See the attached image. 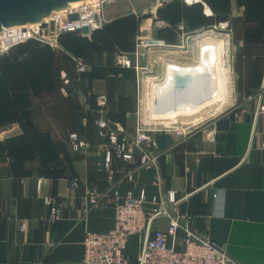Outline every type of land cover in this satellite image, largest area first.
I'll return each instance as SVG.
<instances>
[{
	"label": "crops",
	"instance_id": "crops-1",
	"mask_svg": "<svg viewBox=\"0 0 264 264\" xmlns=\"http://www.w3.org/2000/svg\"><path fill=\"white\" fill-rule=\"evenodd\" d=\"M188 4L192 3L188 0ZM231 8L232 19L244 15V8L238 7L235 0ZM204 10L207 15L213 14L206 3ZM104 13L106 22L136 14L128 9L122 14ZM178 29L181 30L180 24ZM242 51L243 48L239 53ZM103 56L109 58L112 54ZM242 57L248 63L246 82L242 88L236 86L232 108L221 113L226 116L236 113L229 130L218 131L215 123H208L197 132L186 133L187 129L182 128V134H177L179 127L174 128L177 130L171 133L173 143L168 148L159 150L157 144L152 148L157 156L154 166L140 165L139 157L134 164L116 159L114 182L108 180L105 171V147L96 121L86 118L87 95L100 90L103 84L98 75L102 72L90 67L85 76L78 72L68 87L57 86L53 91L33 95V120L41 130L50 132L56 142L65 143L77 176H41L37 160L26 163L25 171L31 174L23 175L12 170L9 159L0 161V264H62L82 260L87 234L107 233L115 227L114 205L85 206L87 193L111 187L121 197L131 194L138 198L145 191L148 211L157 207L155 199L166 198L169 192L176 191L177 213L186 217L193 229L207 234L243 264H264V56ZM254 60L262 61L257 86L251 75ZM100 91L110 96L108 119L135 136L141 123L136 87H121L110 80ZM62 94L73 96L70 116L75 117L76 124L66 125L55 117L61 119L56 111L61 110L58 99ZM50 110L55 112L51 114ZM143 110L146 121V104ZM13 126L19 128L18 133L22 131L18 124ZM61 158L64 159L63 154ZM157 175L161 176L160 183L155 180ZM75 179L78 187L72 186ZM46 197H53L58 206L62 205L60 217H51ZM168 225V218L159 217L152 228L166 229ZM180 237L183 238L182 232ZM127 249L129 254L138 256L140 238L132 236Z\"/></svg>",
	"mask_w": 264,
	"mask_h": 264
},
{
	"label": "built area",
	"instance_id": "built-area-1",
	"mask_svg": "<svg viewBox=\"0 0 264 264\" xmlns=\"http://www.w3.org/2000/svg\"><path fill=\"white\" fill-rule=\"evenodd\" d=\"M170 1L172 0H160V5ZM184 1L188 3V0ZM104 5V0L87 1L76 7L69 5L64 10L53 11L39 23L4 27L0 32V59L30 39L61 49L58 38L62 33L79 32L91 37L95 30L105 25ZM72 14H78L79 19L69 21L68 17ZM43 22L47 23V27L42 28ZM51 23H54L53 31ZM84 26L90 29L87 35L82 33ZM180 29L184 27L180 26ZM75 60L78 62V72H85L83 59ZM116 60L123 68H137L128 53L117 54ZM102 95L99 104L105 107L108 104L107 98L105 94ZM96 125L105 147L104 167L108 180H115V159L134 164L139 157L142 166L156 164L157 156L152 152V148L156 147V140L141 123L135 136L128 135L121 124L109 121L104 116L96 121ZM182 133L183 130L177 131V134ZM155 180L160 183L161 176L157 175ZM72 186H79L77 179L72 181ZM154 201L157 207L148 211L145 208V191L138 198L131 194L121 197L118 192H112V187L104 191H89L84 205L100 207L112 203L116 211L115 227L107 233H88L84 241L83 259L62 264H243L228 255L207 234L193 229L186 217L182 218L177 213L179 199L176 191L169 192L166 198ZM45 202L51 207V217H60L62 205L58 206L53 197H46ZM159 217L168 218L169 225L166 229L154 230L152 227ZM181 232L183 238L180 237ZM132 236L140 238V251L136 257L130 256L127 249Z\"/></svg>",
	"mask_w": 264,
	"mask_h": 264
},
{
	"label": "trees",
	"instance_id": "trees-1",
	"mask_svg": "<svg viewBox=\"0 0 264 264\" xmlns=\"http://www.w3.org/2000/svg\"><path fill=\"white\" fill-rule=\"evenodd\" d=\"M235 1L238 7L244 8V15L236 18L242 29H246L242 55L264 56V0ZM204 3L212 9V15L205 13ZM231 7L232 0H202L192 4L182 0L167 2L157 13L167 23L159 37L168 43H175L178 26L182 22L186 24V29L212 27L229 19ZM140 21L136 14H129L107 22L91 37L79 32L62 33L58 38L60 51L74 61L76 58L85 59L90 54L131 53L135 51ZM60 51L47 43L30 39L0 59V132L15 123L22 130L20 134L0 140V161L9 159L12 170L23 175L31 174L25 171L26 163L37 160L41 176H77L65 143L56 142L50 132L41 130L31 115L32 96L53 91L58 86L56 65L60 60ZM251 75L257 86L261 81L262 61L254 60Z\"/></svg>",
	"mask_w": 264,
	"mask_h": 264
},
{
	"label": "rangeland",
	"instance_id": "rangeland-1",
	"mask_svg": "<svg viewBox=\"0 0 264 264\" xmlns=\"http://www.w3.org/2000/svg\"><path fill=\"white\" fill-rule=\"evenodd\" d=\"M105 1V11L110 12L111 14H122L124 11L128 9L129 12H134L138 17L141 18L140 21V30L139 34L136 38V47L135 51L129 53L130 57L136 64V67L133 68H123L119 66L117 63V54L121 52H117L115 54H112L109 58H105L103 54H90L83 60L84 65L86 66V72L89 71L90 67L94 68L97 71H100L98 76V80L102 81V86H106V83L110 80H112L115 84H121V87H127L133 85L137 89V98H138V109L137 113L140 115L141 118V125H143L144 129H147L151 134H158V133H172L177 129H171L163 125H159L156 127L149 126L146 121L144 120V104H145V97L146 92L148 89V82L147 77L152 75L160 76L162 75L163 66H164V59L170 58L171 60H179L181 61H192L193 60V47L195 46L196 41L198 40V36L202 34L209 33V35H218L223 36L225 38H228L230 42V66L232 68V91H231V102L227 104L221 111H218L214 113L213 111L217 106H213L211 108L206 109L203 111V120L201 122H197L194 126L186 125L183 126L182 123L175 124L176 128L178 129L184 128L186 130V133L189 131L197 132L204 128V126H207L208 123L212 124L215 123V120L220 117L222 112L225 110L232 108L234 104V97H235V90L236 86L238 88H242V83L246 82V71L248 69V63L244 58L242 57V53H239V45H245V41L243 36H245L246 29H242V25L240 21L235 20L233 21V13L229 14V19L226 21H223L222 23H217L212 27H203L199 29H186L184 22L180 24V26H183L184 29L177 30L179 31L178 35V41L175 43H168L164 39H161L159 37L161 29L167 27L166 21L160 19L158 17V14L155 12L156 8L159 9L160 7H163V5H160V0H104ZM184 1V0H182ZM196 1V0H195ZM195 1H190L191 3ZM185 2V1H184ZM209 11V8L207 9ZM105 18V14H104ZM106 21V20H105ZM231 21V22H230ZM107 22H105L106 24ZM227 23V24H226ZM160 39L164 40L167 45H169V48L167 49H156L155 51L151 52L150 48L151 46L147 45V39ZM184 45V46H183ZM245 46L241 47L244 49ZM61 49H57L59 52ZM127 53V52H125ZM162 53V54H161ZM264 53V52H263ZM60 60L58 61V64L56 65V76L58 81V88L61 87H68L71 85L72 79L76 76L78 73V62L74 61L71 58H68L63 55V53L60 51ZM161 56V58L159 57ZM192 55V56H191ZM61 65V68H60ZM108 65V66H107ZM108 67V69H107ZM59 68L61 70H59ZM107 69V70H106ZM63 73H66V75L62 78ZM80 73V72H79ZM81 74V73H80ZM66 80L69 82L67 83ZM93 80L90 79V83H92ZM102 86L99 88L102 89ZM98 89V88H97ZM98 90V92L94 93L92 92L90 95H87V107L88 111L86 114V118L88 121L91 119H94L97 121L101 116H104L107 120L108 119V104L110 101V96L106 92H101ZM102 94H105L107 98V106H102L99 104ZM36 99V98H35ZM61 110H57L56 113L61 115V119H59L57 116H55L61 123H65L68 125L70 122H75V117H71L70 112L74 108L72 106V103H74L73 96L68 95V97L64 96V94L61 95V98L58 99ZM35 101V100H34ZM104 107V108H103ZM104 109V111H103ZM209 111V112H208ZM51 114L55 112V110H50ZM43 115V114H42ZM225 116V115H222ZM191 119L185 118V123H189ZM14 124L8 125L5 128H3L0 132V140H3L7 137L14 136L18 133L17 129H19L16 126H13ZM60 125V124H59ZM20 127V126H19ZM21 128V127H20ZM73 128L74 124H73ZM98 128V127H97ZM99 134V133H98ZM100 137V136H99ZM101 140V139H100ZM102 141V140H101ZM116 160V159H115ZM120 161V160H119ZM116 161H114L113 165ZM114 167V166H113ZM131 250V249H130ZM129 253V252H128ZM132 253V252H131ZM130 256L135 257V255L130 254Z\"/></svg>",
	"mask_w": 264,
	"mask_h": 264
},
{
	"label": "bare ground",
	"instance_id": "bare-ground-1",
	"mask_svg": "<svg viewBox=\"0 0 264 264\" xmlns=\"http://www.w3.org/2000/svg\"><path fill=\"white\" fill-rule=\"evenodd\" d=\"M87 1L92 0L77 1L70 5L76 7ZM197 39L191 62L164 59L162 75L151 74L147 77L146 122L174 129L175 124L185 123V118H190L189 123L194 126L204 119L203 111L206 109L215 105L217 107L213 112L216 113L228 104L232 90L230 42L228 38L209 33L199 35ZM149 40L152 39H147L146 46H151V52L169 48L167 44H150ZM181 73L196 79L195 86L189 91H176V76Z\"/></svg>",
	"mask_w": 264,
	"mask_h": 264
},
{
	"label": "water",
	"instance_id": "water-1",
	"mask_svg": "<svg viewBox=\"0 0 264 264\" xmlns=\"http://www.w3.org/2000/svg\"><path fill=\"white\" fill-rule=\"evenodd\" d=\"M82 0H0V32L4 27L21 26L26 24H35L42 22L53 11H61L73 2ZM202 1V0H200ZM158 13V9L155 11ZM79 19L78 14L69 15L68 20L73 21ZM47 27V23L42 24V28ZM51 30H54V23H51ZM82 33L87 35L90 33L88 26L82 28ZM150 44H166L164 40L152 39ZM241 52V47H239ZM176 91L186 92L192 89L196 84V79L187 74L181 73L176 76ZM236 119V113L230 112L227 116H220L215 120V128L218 131L229 130L230 125ZM156 144L159 150H164L173 143L171 133L156 134Z\"/></svg>",
	"mask_w": 264,
	"mask_h": 264
}]
</instances>
